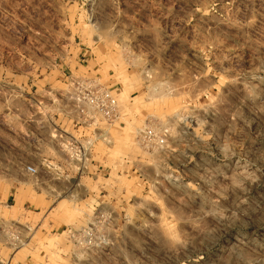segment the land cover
<instances>
[{
    "label": "rangeland",
    "instance_id": "obj_1",
    "mask_svg": "<svg viewBox=\"0 0 264 264\" xmlns=\"http://www.w3.org/2000/svg\"><path fill=\"white\" fill-rule=\"evenodd\" d=\"M2 229L0 264H264V0H0Z\"/></svg>",
    "mask_w": 264,
    "mask_h": 264
},
{
    "label": "built area",
    "instance_id": "obj_2",
    "mask_svg": "<svg viewBox=\"0 0 264 264\" xmlns=\"http://www.w3.org/2000/svg\"><path fill=\"white\" fill-rule=\"evenodd\" d=\"M70 85L75 111L83 123L93 125L99 117L108 123H113L118 119L119 101L116 90L106 87L89 77H72L70 78ZM143 135L148 145L153 143L163 144L165 142V139L154 129H147ZM71 143L72 141H68L67 146H70V150L80 156V160H82V157H85V152L82 154L81 148ZM26 170L31 175H38L39 173L34 165H28Z\"/></svg>",
    "mask_w": 264,
    "mask_h": 264
},
{
    "label": "crops",
    "instance_id": "obj_3",
    "mask_svg": "<svg viewBox=\"0 0 264 264\" xmlns=\"http://www.w3.org/2000/svg\"><path fill=\"white\" fill-rule=\"evenodd\" d=\"M68 79V78H67ZM9 237L7 233L4 231V229L0 230V249H4L5 247H8L10 243L9 242ZM5 254V252L0 251V257ZM19 264V263H17Z\"/></svg>",
    "mask_w": 264,
    "mask_h": 264
}]
</instances>
